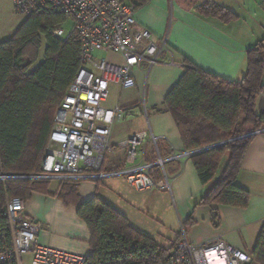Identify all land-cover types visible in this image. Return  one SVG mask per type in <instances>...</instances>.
<instances>
[{
  "label": "crops",
  "instance_id": "1",
  "mask_svg": "<svg viewBox=\"0 0 264 264\" xmlns=\"http://www.w3.org/2000/svg\"><path fill=\"white\" fill-rule=\"evenodd\" d=\"M208 2L231 17L202 13L198 7ZM133 17L138 27L148 29L155 39L165 42L166 48L151 67L147 61L140 62L134 71V87H109L105 106L121 107L126 115L112 125L110 143L114 149L105 156L102 166L107 172L127 166L126 150L117 143L133 133L146 131L156 138V145L148 142L139 149L138 162L186 152L174 117L163 105L165 96L183 74L185 59L216 78L239 82L246 71V50L262 42L264 57V11L259 0H148L133 9ZM25 19L13 10L11 0H0V43L13 37ZM102 57L122 62L121 57L111 53ZM262 83L264 88V75ZM255 105L264 115V90L256 96ZM154 177L166 181V187L148 191L147 200L144 196L136 199L135 193L144 192L134 191L123 177L79 182L78 203L97 199L110 205L155 244V223L169 226L166 230L170 233L161 234L171 241L167 249L183 235L193 245L219 238L251 255L264 229V132L254 134L237 175L236 185L249 195L245 208L198 205L206 187L191 157L166 164L164 173L157 171ZM59 185L51 182L49 191L56 194ZM76 206L66 205L54 195L32 193L25 200V214L41 225L38 244L90 256V232L78 217ZM213 210L218 213L217 225L212 222Z\"/></svg>",
  "mask_w": 264,
  "mask_h": 264
},
{
  "label": "trees",
  "instance_id": "2",
  "mask_svg": "<svg viewBox=\"0 0 264 264\" xmlns=\"http://www.w3.org/2000/svg\"><path fill=\"white\" fill-rule=\"evenodd\" d=\"M122 1L135 9L148 0ZM198 9L204 14L230 16L210 2ZM62 19L53 14L26 16L13 37L0 43V176H6L0 178V209L7 198L27 200L34 192L54 195L66 205H77V215L90 232V256L95 264L122 259L119 248L132 243L158 248L162 256L166 247L140 234L110 205L97 199L78 203V183L61 182L52 194L51 181L12 177L39 172L54 114L80 68L77 41L53 35ZM42 38L45 50L38 62ZM263 75V45L259 42L246 50V71L239 82L216 78L185 59L182 76L165 96L163 105L173 115L186 151L225 142L191 156L206 187L198 205L247 207L248 192L236 185V179L246 148L255 132L264 129V115L255 105L256 96L264 90ZM212 222L218 223L216 210ZM145 248L130 253V260L123 264H137L145 256ZM251 255L254 263L264 264V229ZM146 264H156V260Z\"/></svg>",
  "mask_w": 264,
  "mask_h": 264
},
{
  "label": "built area",
  "instance_id": "3",
  "mask_svg": "<svg viewBox=\"0 0 264 264\" xmlns=\"http://www.w3.org/2000/svg\"><path fill=\"white\" fill-rule=\"evenodd\" d=\"M11 2L13 10L23 16L53 14L63 20L70 19L73 25L69 32L57 26L53 35L65 40L72 38L80 48V68L54 114L40 170L16 178L79 183L123 177L134 191L148 192L166 187V181L154 177L157 171L164 173L166 164L202 152L199 148L165 158L158 155L151 162H138L139 149L148 142L156 145V138L146 131L137 132L117 143V147L126 150L127 166L104 171L105 156L114 149L110 143L112 125L126 115L121 107L105 106L109 87H134V71L140 62L147 61L150 67L155 64L166 48L165 42L155 39L148 29L138 27L132 6L122 0ZM259 2L264 11V0ZM108 53L121 57L122 62H109L96 56ZM257 132L262 133L264 129ZM40 231L41 225L25 214V200L7 198L0 209V264H95L91 256L38 244ZM144 247L145 256L137 264H146L149 259H155L156 264H254L252 255L219 238L193 245L183 235L162 256L158 248L132 243L128 248H119L122 259L98 260L96 264H123L124 260H130L132 252L141 253Z\"/></svg>",
  "mask_w": 264,
  "mask_h": 264
},
{
  "label": "rangeland",
  "instance_id": "4",
  "mask_svg": "<svg viewBox=\"0 0 264 264\" xmlns=\"http://www.w3.org/2000/svg\"><path fill=\"white\" fill-rule=\"evenodd\" d=\"M3 19H4V16H3ZM72 25H73V22L70 19L62 20L57 24V26L61 27L65 33L69 32L71 30ZM42 45H44V47L42 46L43 48L40 50V56H39L38 62L41 61V59L43 58V54H44V50H45V40L43 38H42ZM102 55L103 54H97L96 56H102ZM17 176H19V175H17ZM4 177L6 178V176H4ZM12 177L14 178L15 176H12ZM135 196H136V199L138 198V196H144V199H146L147 197H150V193H148V192H144L141 194L135 193ZM151 215L152 214H150V216ZM145 216H146V214H145ZM169 218L172 219L171 214L169 215ZM155 224H157V226H159V227L156 226V229H155V231L157 233L156 235H158V238L156 239V243L164 245V247H167L171 241H169V239H167L166 236H163L161 234L168 235V233H170V232H169V230H166V229H168L169 226L166 225L163 227L158 223H155ZM162 228L164 231L162 230ZM27 259H28V257H24V260H27Z\"/></svg>",
  "mask_w": 264,
  "mask_h": 264
},
{
  "label": "water",
  "instance_id": "5",
  "mask_svg": "<svg viewBox=\"0 0 264 264\" xmlns=\"http://www.w3.org/2000/svg\"><path fill=\"white\" fill-rule=\"evenodd\" d=\"M225 142H221V143H217V144H213V145H210V146H207L205 148H202L201 151H205V150H209V149H213L215 147H218V146H221L223 145Z\"/></svg>",
  "mask_w": 264,
  "mask_h": 264
}]
</instances>
